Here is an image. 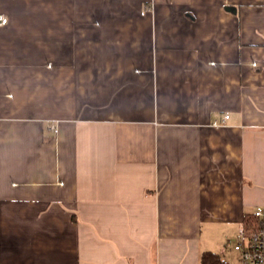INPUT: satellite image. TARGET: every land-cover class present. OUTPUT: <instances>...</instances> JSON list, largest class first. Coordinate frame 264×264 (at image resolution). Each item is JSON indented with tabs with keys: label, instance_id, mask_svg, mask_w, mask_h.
I'll use <instances>...</instances> for the list:
<instances>
[{
	"label": "crops",
	"instance_id": "obj_1",
	"mask_svg": "<svg viewBox=\"0 0 264 264\" xmlns=\"http://www.w3.org/2000/svg\"><path fill=\"white\" fill-rule=\"evenodd\" d=\"M0 13V264L225 259L264 205V0Z\"/></svg>",
	"mask_w": 264,
	"mask_h": 264
},
{
	"label": "built area",
	"instance_id": "obj_2",
	"mask_svg": "<svg viewBox=\"0 0 264 264\" xmlns=\"http://www.w3.org/2000/svg\"><path fill=\"white\" fill-rule=\"evenodd\" d=\"M7 20V16L0 13V25L5 24ZM49 128L57 131L54 124H50ZM251 216L253 220L251 229H246L242 225L234 249L239 253L240 264H264V205L255 206Z\"/></svg>",
	"mask_w": 264,
	"mask_h": 264
},
{
	"label": "trees",
	"instance_id": "obj_3",
	"mask_svg": "<svg viewBox=\"0 0 264 264\" xmlns=\"http://www.w3.org/2000/svg\"><path fill=\"white\" fill-rule=\"evenodd\" d=\"M252 216L249 215L245 218L244 227L251 229ZM200 264H229L221 255L214 251H203L200 256Z\"/></svg>",
	"mask_w": 264,
	"mask_h": 264
},
{
	"label": "rangeland",
	"instance_id": "obj_4",
	"mask_svg": "<svg viewBox=\"0 0 264 264\" xmlns=\"http://www.w3.org/2000/svg\"><path fill=\"white\" fill-rule=\"evenodd\" d=\"M238 231L236 232V234L234 235L233 238H231V241H233V244H231L228 248V252L225 256V259L228 261L229 264H240L239 261V253L237 250L234 249V244L237 242V234ZM217 253H219V251H217ZM220 254V253H219ZM221 257H223L222 254H220Z\"/></svg>",
	"mask_w": 264,
	"mask_h": 264
}]
</instances>
